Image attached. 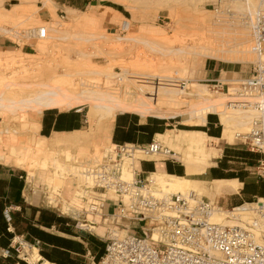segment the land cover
<instances>
[{"label":"rangeland","instance_id":"1","mask_svg":"<svg viewBox=\"0 0 264 264\" xmlns=\"http://www.w3.org/2000/svg\"><path fill=\"white\" fill-rule=\"evenodd\" d=\"M69 1L73 4L68 5ZM258 2L0 0V37L12 48L5 53L0 51L1 152L9 153V160L11 156L16 158L17 164L28 171V180L43 194L46 190L49 195L54 193L64 204H75L79 211L85 204V216L75 215L76 223L85 220L95 225L99 214V205L96 213L91 209V204L97 203L95 194L76 196L75 200L73 197L77 186L83 183L82 169L96 164L112 145L108 139L112 118L117 111L128 108L118 102L138 101L140 105L139 100L143 99L145 103L152 102L150 106L154 103L184 107L183 110L200 105L203 100L223 102V93L232 91L234 84L230 82L250 74L259 60L250 48L249 31L239 18L240 12L254 8ZM40 26L47 27L46 36L38 35ZM262 59L264 62V56ZM214 62L223 67L220 77L226 81L218 90L204 74ZM53 84L61 86L56 92L86 91L87 97L96 94L100 102L79 105L85 116L79 130L53 134L49 139L51 136L46 138L35 132V118L41 112L36 107L40 101L35 98L42 91L54 90L50 89ZM145 103L141 106H149ZM218 108L225 109V103ZM227 110L224 118L213 112L217 119L222 118L221 128L225 130L228 125L230 136L219 141L227 145L219 166L227 168L228 175H244L251 180L243 190L245 194L253 189L251 184L264 189V147L252 149L235 138L236 131L248 129L255 110L249 111L250 117L237 112L239 109ZM161 118L174 131L179 126L196 127L202 121L188 112ZM156 138L170 146L162 136ZM128 163L129 159L125 167ZM58 165L63 167L62 173ZM186 176L204 182L191 181L182 192L194 190L213 200L218 208L231 210L253 200L243 193L211 191V180L203 174ZM50 177L59 179L58 192Z\"/></svg>","mask_w":264,"mask_h":264},{"label":"built area","instance_id":"2","mask_svg":"<svg viewBox=\"0 0 264 264\" xmlns=\"http://www.w3.org/2000/svg\"><path fill=\"white\" fill-rule=\"evenodd\" d=\"M250 34L251 50L264 54V0L254 8L239 14ZM44 34V29L40 35ZM120 79L119 75H116ZM213 86L221 89L226 83L213 78ZM231 103L253 106L248 129L236 131L235 138L250 148L264 143V62H255L250 74L235 78ZM229 86L227 87V91ZM158 156L177 160L174 149L157 138L141 144L112 142L94 165L82 169L80 197L95 194L97 203L114 198L122 215L143 221L140 231L110 226L107 229L105 251L95 264H264V194L248 201L244 217L233 214L239 221L227 224L211 220L218 205L202 194L188 190L167 191L134 165L137 159ZM129 165L125 167L126 160ZM230 215V214H229ZM79 226L93 231L95 225L82 220ZM93 223L92 221H90ZM8 229L10 226L8 225ZM13 231V230H11ZM154 232L156 233L155 236ZM10 248L0 249L2 256H16L27 264H56L41 255L30 262L28 255L39 240L29 241L12 232ZM39 252V251H38ZM40 254V253H39Z\"/></svg>","mask_w":264,"mask_h":264},{"label":"crops","instance_id":"3","mask_svg":"<svg viewBox=\"0 0 264 264\" xmlns=\"http://www.w3.org/2000/svg\"><path fill=\"white\" fill-rule=\"evenodd\" d=\"M69 4L72 5V1L71 3L69 1ZM6 41L0 37V51L4 53L12 51L11 45L7 44ZM222 68H219L218 62H214L206 67L204 74L209 79L221 78L220 71ZM81 111L82 107L79 106L78 108L75 106L67 109L60 107L45 108L35 118L38 125L35 132L48 138L53 134L58 136L62 133L77 131L85 122V116ZM213 112L217 111L207 113L200 123H196V127L179 126L174 131V127H167L169 122L162 120L161 117H173L177 114L166 115L156 112L143 114L128 110L117 111L110 123L108 139L113 142L128 141L144 144L156 138L157 135L162 136L175 150L177 160L146 156L136 160L138 169L145 172L160 171L168 175L184 177L203 174L211 180V184L216 180H237L240 183L239 189L224 192L243 193L247 199L264 194V189L255 184H251L253 189L245 194L243 190L251 180L248 181L244 175L241 178L239 175H228L226 173L227 168L219 166L227 145L219 142L224 137V128H221L222 119H217ZM195 139L205 142L206 160L209 164L203 165L199 161V165L197 164L195 168L200 172L188 173V166L185 161L192 154H195L190 146V140ZM207 139L216 142L214 144L213 142L208 143ZM226 143L229 141L227 140ZM40 151H42L41 148ZM15 154L12 155L16 156ZM9 155V153L7 155V153L1 152L0 149V249L10 248L9 240L12 232H14L23 235L29 241L38 239L40 241L38 253L56 264H95L101 259L105 251L108 227L118 226L133 231L141 230L144 222L122 215L120 207L113 197L99 202V214L98 219H94V230H86L79 226L75 219V215L85 216L87 209L85 204L81 206L79 211L78 207L74 206L75 204L71 205L68 201L64 204L61 198L58 199L54 193L49 195L46 190L43 194L37 185L28 180V171L22 165L17 164L16 158L13 156L9 160ZM188 178L195 184L204 182L191 177ZM209 189H211V185H209ZM211 191L222 193L217 190ZM78 195L80 194H74V200ZM8 225L13 231L8 229ZM34 249L35 247L32 251ZM23 262L25 263L24 260H20L14 255H0V264H23Z\"/></svg>","mask_w":264,"mask_h":264},{"label":"bare ground","instance_id":"4","mask_svg":"<svg viewBox=\"0 0 264 264\" xmlns=\"http://www.w3.org/2000/svg\"><path fill=\"white\" fill-rule=\"evenodd\" d=\"M126 23L127 22H125L124 25ZM42 28L44 29V34L42 36H46L47 35V33H46L47 32V27H43V26L39 27L38 35L41 36L40 35V31H41ZM217 53H218V51H217ZM222 55H221V57H223ZM263 56H264V54H262L261 56H258L259 57L258 61H262L263 62V59H262ZM51 88L54 89V90L42 91L35 98L36 101H38V102L40 101L39 102L40 104H36V107L39 110H43L45 108H51V107H60V108H63V107H75V106L83 105L84 103L100 102L98 100L100 97L97 98L96 94L93 97H87L89 95V93H87L86 91H84V93H81V92L73 93V92H68V91H67V93L56 92V91H58L59 88H61V86H58L57 84L50 85V89ZM221 93L222 92H220L218 94H221ZM223 94L225 95V98L224 99L222 98V99L225 102L224 101L222 102L220 100L216 102V100H215V102L212 103L214 100L213 101L207 100V102H205L206 100H203V103H200V105H198L199 104L198 103L197 106H194L191 109H188V110H187V108L184 109L185 111L183 110L184 107H182V109H181V107H178V108L174 107L173 108L170 105H167V106L160 105V104H155L154 105V103H153L152 106H150V104L152 102L149 103V101H147V99L144 100V101H147L148 104H146L147 102L146 103L143 102V99L139 100V102L141 101L140 105H139L137 100L136 101H137L138 104L137 103L134 104L133 101H132V103L128 102L126 104L123 103L125 101L118 102V103H119V105L124 106V107L125 106L127 107V105H128V108H124V109H126L128 111L142 112L143 114H146L148 112H156V113H164V114H170L171 115V114H180V113L188 112L191 115H197L198 117L204 119V117H205L207 112L217 111V112H219V115L222 116V118H224L223 115L228 113L227 108H229V109H239V110H237V112H241V114L245 113V117H250L251 116V113L249 111L252 112L254 110L253 106H240V105H237V104H233V103L230 102V100L233 99L231 97V95L228 94V93H223ZM201 96H203V95H201ZM134 102H135V100H134ZM142 103L143 104L145 103L146 105H149V106H141ZM223 103H225L226 108L221 110L218 107L220 105H222ZM32 105H35V104L33 103ZM242 110H248V111H242ZM38 112H40V111H38ZM246 123H248V122H246ZM229 137L230 136H229V133H228V125H225L224 137L223 138H229ZM190 146L195 151V154H192L185 161V163L188 166V168H187L188 169V173H192L194 170H197L195 167H196L197 164L199 165V161L203 162V165L209 164V162H207V160H206V144H205V142H203L201 140H196V139L195 140H190ZM263 147H264V143H263ZM58 167H60L59 168L60 171L63 168L60 165H58ZM201 168H202V166H201ZM62 171H61V173H62ZM149 177L156 184H158L162 189L167 190V191H173V192L184 190L186 187H188L189 182L192 181L191 179H189L187 177H184V176L168 175V174H166L164 172H160V171L151 172L149 174ZM55 180L50 177L51 184L54 183L53 184V186L55 187L54 190L56 192H58L57 191V189H58L57 185H59L58 182L60 183V181H59V179H57L56 183H55ZM239 184L240 183H238L237 180H231V181H228V180H216V181H214L211 184V190H217V191H220V192L230 191V190H237V189H239ZM248 204H249L248 202L247 203L245 202V204H243V205L234 207L231 210L229 209L230 211L229 210H225L222 207H219L211 214V220L216 221V222H221V223H227V224H236V220H238V219H236V217H234V216H232V217H230V216L233 215V214H236V215H240V216L244 217L245 213L247 212L246 211V207L248 206ZM228 215H229V217H227ZM155 234L156 233L154 232L153 236H155ZM39 256H40V254L38 253L37 248H35L34 251H32L30 253V256L28 255V259H29V261L34 262Z\"/></svg>","mask_w":264,"mask_h":264}]
</instances>
